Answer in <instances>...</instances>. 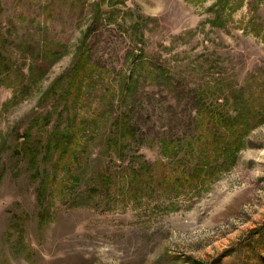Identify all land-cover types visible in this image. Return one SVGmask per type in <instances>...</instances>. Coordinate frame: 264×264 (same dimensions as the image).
Masks as SVG:
<instances>
[{
    "label": "rangeland",
    "instance_id": "1",
    "mask_svg": "<svg viewBox=\"0 0 264 264\" xmlns=\"http://www.w3.org/2000/svg\"><path fill=\"white\" fill-rule=\"evenodd\" d=\"M94 1L0 0V56L11 60L0 75V264H264V0ZM94 9L116 21L91 35L94 66L75 98L53 97ZM49 45L60 55L27 81L25 50ZM131 51L170 84L154 68L132 94L115 91ZM213 87L256 120L234 156H204L199 181L182 173L194 156L170 160L163 146L196 133L194 95ZM123 113L134 139L106 151ZM66 123L84 128L81 144L44 149ZM142 160L153 166L130 178Z\"/></svg>",
    "mask_w": 264,
    "mask_h": 264
},
{
    "label": "trees",
    "instance_id": "2",
    "mask_svg": "<svg viewBox=\"0 0 264 264\" xmlns=\"http://www.w3.org/2000/svg\"><path fill=\"white\" fill-rule=\"evenodd\" d=\"M103 2L107 5L108 3H111V0H103ZM87 19L88 23L78 40L79 42L76 46L75 55L71 65L48 86L47 90L53 92L55 95L53 97H56V94L60 91L62 93L60 95L61 97L64 96L66 99L67 97L69 99H71V97L75 98L76 90L83 87L86 72L89 73L91 65H93L90 60V37L96 31L97 27H104L112 21L109 16L103 15L102 13L100 14L96 9L88 11ZM115 21L116 19L112 22ZM137 25L138 22H136L133 27H136ZM141 35L142 34H138V36ZM57 45L58 47H61L60 44ZM25 51L29 53L28 58L30 59V64H27V69L29 70L27 72L29 73L27 81H33L35 75L36 78L37 76L43 75L46 67H49L51 62L54 61L61 53L60 51L51 49L50 45L44 46L42 49L37 47L35 51L28 46ZM129 54H131V57H129L128 63L122 71V76L115 80V91H119L120 94L124 96L132 94L134 89L137 87L139 78L147 69L150 70V73L157 70L155 71V74L170 84L168 78L169 75L166 74L167 72L164 69L159 70V68H156L153 65L150 68H147V58L136 56L135 51H131ZM10 62V58H4L1 54L0 75L5 73V66L6 69H9L8 64L11 66ZM149 65H151V63ZM24 82L25 80L21 82V84ZM216 90L217 89L213 87L209 90L197 91L194 95L196 103V128L198 127V124L200 125L196 133L190 136L186 142L181 139L176 142L164 143L163 146V155L166 157L177 155L194 156L190 164L187 163L186 160L182 159V173L186 174L187 177L191 176L192 178H198L199 181H203V178L207 177L201 173L211 166L210 162L204 159V156H234L241 145V140L245 136L246 132L251 129L252 121L256 120V118H253L252 114V112L256 111L246 107L245 101L237 102L236 97L231 95V99H233V101L229 102L230 100L228 96L225 98L223 94L219 95ZM46 94L47 93H45V95ZM128 118L129 117L125 113L117 114L115 116L116 120L114 121L113 126L112 124L109 126L105 140L101 143V147H103L104 150L108 151L110 147L117 149L120 145L134 139V129ZM80 123L82 125L85 121H81ZM70 129V123H66L65 127L54 135L55 138L62 139L61 144L58 145L57 142H54V146H51L50 143H47V145H44V149L49 151L51 148L57 149L58 147H67L66 149L73 153L75 149L74 144H81V139L82 137H85L84 134L86 131L83 128L82 133L78 132L76 129H71V132ZM73 133L75 134L76 142L68 146ZM194 142L199 146L198 151L193 150V146L191 144ZM21 148L23 151L32 150L34 153V155L30 156L29 162L37 161L39 150L36 147H31L30 145L23 143L21 144ZM169 159L172 160L171 157H169ZM144 165V170H146L149 166H153L148 161L146 162V160H142L138 166L129 164L128 172L131 173L130 178L140 180L139 176L142 174ZM31 166L33 167V165ZM198 174H200L199 177H197ZM97 176L99 178H103V180H100L102 187H107L109 185L108 175L103 176L98 174ZM37 201H40L38 194Z\"/></svg>",
    "mask_w": 264,
    "mask_h": 264
}]
</instances>
